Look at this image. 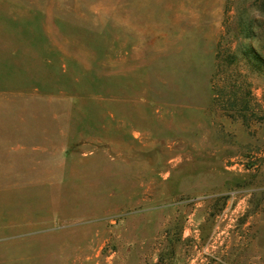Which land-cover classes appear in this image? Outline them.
Here are the masks:
<instances>
[{"label": "rangeland", "instance_id": "rangeland-1", "mask_svg": "<svg viewBox=\"0 0 264 264\" xmlns=\"http://www.w3.org/2000/svg\"><path fill=\"white\" fill-rule=\"evenodd\" d=\"M0 264H264V0H0Z\"/></svg>", "mask_w": 264, "mask_h": 264}, {"label": "trees", "instance_id": "trees-1", "mask_svg": "<svg viewBox=\"0 0 264 264\" xmlns=\"http://www.w3.org/2000/svg\"><path fill=\"white\" fill-rule=\"evenodd\" d=\"M245 28H244V30L245 31H251L252 29H256L257 28V26L255 27L254 26V24H251V23H247V25L246 26H244ZM246 55L248 56V58L250 59L251 58V56L253 57V52L252 51H247V53H246Z\"/></svg>", "mask_w": 264, "mask_h": 264}]
</instances>
